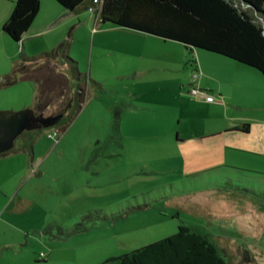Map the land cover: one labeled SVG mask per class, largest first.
I'll return each mask as SVG.
<instances>
[{
    "label": "rangeland",
    "instance_id": "obj_1",
    "mask_svg": "<svg viewBox=\"0 0 264 264\" xmlns=\"http://www.w3.org/2000/svg\"><path fill=\"white\" fill-rule=\"evenodd\" d=\"M14 45L8 39L6 58L0 51V74L9 73L11 61L21 56L11 55L18 49ZM182 51L177 42L109 23L73 33L69 56L85 89L80 111L64 132L59 131L63 122L29 132L32 163L31 156L20 167L0 159V244L6 238L26 244L0 247V264H102L174 234L179 225L207 235L229 264H264V157L231 170L185 173L171 146L178 110L130 108L155 96L167 101L165 94L182 73L191 80L194 73L164 61ZM39 67L30 74L45 77L55 69ZM58 70L74 93L77 82L69 66L60 64ZM89 76L99 88L86 84ZM45 85L62 92L52 78ZM63 91L68 93L66 85ZM140 92L144 98L136 97ZM25 98L24 108H33V95ZM22 99L0 92V111H10L2 108ZM53 105L51 115L59 106ZM69 109L73 116L74 105ZM28 173L30 181L21 178ZM41 253L45 259H38Z\"/></svg>",
    "mask_w": 264,
    "mask_h": 264
},
{
    "label": "trees",
    "instance_id": "obj_2",
    "mask_svg": "<svg viewBox=\"0 0 264 264\" xmlns=\"http://www.w3.org/2000/svg\"><path fill=\"white\" fill-rule=\"evenodd\" d=\"M70 12L89 11L101 23L147 34L165 41L181 44L186 50L190 65L194 64V50H203L233 60L256 70L264 77V0H54ZM40 0H15L13 9L2 24L1 31L13 42L19 43L22 35L30 28L39 11ZM72 29L66 37L48 52L34 56L21 54L8 75L7 82L17 79L33 81L36 94L32 111L35 115L52 114L50 108L58 103L56 114H63L64 132L74 116L80 111L85 98V89L77 62L70 58ZM67 64L76 83V91L70 90L69 79L59 72L58 65ZM55 67L48 69V66ZM48 69L49 75L34 77L32 68ZM56 70V71H55ZM55 81L61 93L47 89L45 83ZM91 82L95 87L100 85ZM66 85L68 93L63 91ZM72 89V88H71ZM71 94V95H70ZM67 100L68 104L64 105ZM75 114L71 116L70 105ZM118 119L119 116L116 114ZM56 126V125H55ZM53 128V127H52ZM118 130V122L114 124ZM50 129V128H49ZM43 130V129H40ZM247 131V126L243 127ZM58 132V131H56ZM28 139L23 148L32 155L34 135L22 133L18 138ZM17 138V139H18ZM16 150V149H15ZM14 148L1 156L12 153ZM24 244L21 245L23 248ZM45 259L41 253L38 259ZM44 261V260H43ZM39 262V260L37 261ZM102 264H229L221 250L207 235L179 225L177 231L165 238L136 248L128 253L106 259Z\"/></svg>",
    "mask_w": 264,
    "mask_h": 264
},
{
    "label": "crops",
    "instance_id": "obj_3",
    "mask_svg": "<svg viewBox=\"0 0 264 264\" xmlns=\"http://www.w3.org/2000/svg\"><path fill=\"white\" fill-rule=\"evenodd\" d=\"M14 1L0 0V51L4 50L5 58L7 54L10 55L5 48L9 38L1 31V26L9 17ZM91 24L98 22L89 11L70 12L54 0H40L39 11L30 28L22 35L19 43L12 41L15 44L13 48L18 44V49L16 47L11 55H37L36 53L44 51L48 45L53 46L63 40L71 29L73 36L79 28L89 27ZM184 51L176 53L172 59L167 57L164 61L167 67L175 66L194 73V83H191L188 75L182 73L180 81H175L173 89L165 94L167 101L165 98L159 100L155 96L150 102H140L141 106L129 104L130 108L161 107L178 110L174 125H177L176 134L173 141V136L171 137V146L185 173L231 170L235 166L241 167V164L256 162V158L264 157V77L252 68L203 50H194L195 61L190 65L187 63L186 50ZM15 62L11 61L13 66ZM9 73L0 74V92H12L23 99L17 106L7 102L10 106L2 109H28L24 108L27 106L25 97H35L34 82L25 79L7 82ZM88 78L91 80L90 76ZM193 86L213 96L215 102L209 103L202 98L192 97L189 92ZM144 95L145 92H140L136 97L144 98ZM155 101L158 102L156 107L152 105ZM245 125L247 131L243 130ZM27 139V136L21 139L17 152L1 156L0 159L6 158L13 161L16 167H20L27 164L31 156L32 163L33 156L23 148ZM11 174L7 178L10 179ZM18 176L20 175L14 174L13 177L15 179ZM25 177L30 181L29 173L21 178ZM5 241L4 246L0 244V247L15 249L19 245L21 248L19 240L9 241L6 238Z\"/></svg>",
    "mask_w": 264,
    "mask_h": 264
},
{
    "label": "water",
    "instance_id": "obj_4",
    "mask_svg": "<svg viewBox=\"0 0 264 264\" xmlns=\"http://www.w3.org/2000/svg\"><path fill=\"white\" fill-rule=\"evenodd\" d=\"M62 118L63 114L35 115L31 109L0 111V155L11 151L22 133L52 128Z\"/></svg>",
    "mask_w": 264,
    "mask_h": 264
},
{
    "label": "built area",
    "instance_id": "obj_5",
    "mask_svg": "<svg viewBox=\"0 0 264 264\" xmlns=\"http://www.w3.org/2000/svg\"><path fill=\"white\" fill-rule=\"evenodd\" d=\"M93 2L94 3H96L97 2V0H93ZM195 75H193L192 77H191V83H194V81H195ZM190 95L192 96V97H194V98H202V99H204L206 102H209V103H213V102H215V98L213 97V96H211V95H209L208 93H206V91H203V90H201L200 88H198V87H192L191 89H190ZM56 134L57 133H51V134H48V137H50V138H53V137H55L56 136Z\"/></svg>",
    "mask_w": 264,
    "mask_h": 264
}]
</instances>
